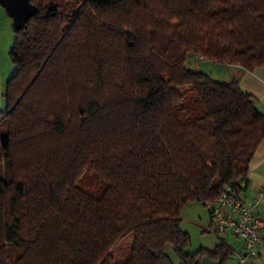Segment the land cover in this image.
<instances>
[{
  "label": "trees",
  "instance_id": "obj_1",
  "mask_svg": "<svg viewBox=\"0 0 264 264\" xmlns=\"http://www.w3.org/2000/svg\"><path fill=\"white\" fill-rule=\"evenodd\" d=\"M30 2L1 94L0 264H224L223 243L187 252L179 216L245 190L264 115L186 61L263 69L264 0Z\"/></svg>",
  "mask_w": 264,
  "mask_h": 264
},
{
  "label": "crops",
  "instance_id": "obj_2",
  "mask_svg": "<svg viewBox=\"0 0 264 264\" xmlns=\"http://www.w3.org/2000/svg\"><path fill=\"white\" fill-rule=\"evenodd\" d=\"M223 68L225 69L226 73V78L223 82H230L233 79L237 80V86H239L242 91L251 95V97L255 99V105L264 107V68H256L250 72L236 66H226ZM263 110L264 108H262L260 111ZM256 149L257 150L255 151L252 160L249 161V170L248 174L246 175V187H244L245 190L241 193L242 199L244 198L251 200L256 198L258 192L261 189L260 187L264 185V140ZM184 214L188 216L187 213L183 212V215ZM255 214L264 221V196L259 199V205L255 209ZM183 215H181V217ZM191 221L194 224V226L191 228H193L194 230H200L201 233L197 235L196 232L193 231V229H188L181 223L180 230L188 234L190 239V244L187 247V252L195 253L196 251L201 249L212 252L219 244L223 243L230 249L232 253V255L230 256L231 262H229V257L224 262V264H239L237 255L242 252L243 247V243L240 240L233 239L230 236H225L218 240V238L213 236L210 232L209 227L211 225V221L207 225L204 224V219L202 220L201 218H192ZM261 235L262 239H264V232H262ZM197 236L199 237V241L194 244V240ZM227 238H230V244L228 241H226ZM172 262L173 264H175L173 260ZM244 264H264V252L259 251V254L256 257L248 259L247 263Z\"/></svg>",
  "mask_w": 264,
  "mask_h": 264
},
{
  "label": "built area",
  "instance_id": "obj_3",
  "mask_svg": "<svg viewBox=\"0 0 264 264\" xmlns=\"http://www.w3.org/2000/svg\"><path fill=\"white\" fill-rule=\"evenodd\" d=\"M200 61L204 58L199 57ZM240 182H230L222 188L217 200L204 204L205 210L210 217V232L218 240L225 236L240 240L243 243L242 252L237 255L238 263H247L248 259L254 258L259 251L264 252V221L255 214L259 205V199L264 196V185L260 187L258 195L254 199H242Z\"/></svg>",
  "mask_w": 264,
  "mask_h": 264
},
{
  "label": "rangeland",
  "instance_id": "obj_4",
  "mask_svg": "<svg viewBox=\"0 0 264 264\" xmlns=\"http://www.w3.org/2000/svg\"><path fill=\"white\" fill-rule=\"evenodd\" d=\"M13 24L12 20L8 18L7 14L5 11L0 7V113L5 111V101L2 98L1 94L4 92V87L6 81L14 74L15 72V67L10 61V58L8 55L10 54L11 47H12V41H13ZM187 66H189L192 70H200L203 72V74H206L210 76L213 80L218 81V82H223L226 78V73L225 69L221 66H218L217 64H214L209 61H200L198 58H189L187 61ZM263 106H257L256 105V110L261 112L262 115H264V110L260 111ZM186 207V208H185ZM185 207H183L181 211V215L184 214L181 217V223L183 226L187 227L188 229H193L191 227L194 226L192 223V218H201L202 220L204 219V224L210 223V217L208 216V212L205 210L204 206L200 203H190L187 204ZM185 209V211H184ZM205 225V226H206ZM196 234H200V230H194ZM214 236V235H213ZM199 241V237L197 236L196 239L194 240V244ZM230 244V238L227 240ZM130 239L125 238L122 240L120 245V248L114 253V256H117V258L122 259V261L126 260V253H129L130 251ZM167 255L171 257V259L175 262V264H178L179 261L176 258V256L173 255L172 248L168 247L166 250ZM122 257V258H121ZM229 262H231V257L229 258Z\"/></svg>",
  "mask_w": 264,
  "mask_h": 264
},
{
  "label": "water",
  "instance_id": "obj_5",
  "mask_svg": "<svg viewBox=\"0 0 264 264\" xmlns=\"http://www.w3.org/2000/svg\"><path fill=\"white\" fill-rule=\"evenodd\" d=\"M30 3V0H0V7L12 20L14 29L21 28L35 13L36 9ZM199 264H221V262L214 261L206 255L200 260Z\"/></svg>",
  "mask_w": 264,
  "mask_h": 264
}]
</instances>
